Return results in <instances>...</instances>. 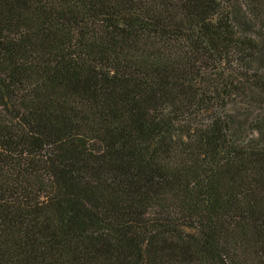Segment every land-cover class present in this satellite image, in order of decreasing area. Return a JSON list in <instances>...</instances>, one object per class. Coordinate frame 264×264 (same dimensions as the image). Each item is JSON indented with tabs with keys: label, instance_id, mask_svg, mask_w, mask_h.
<instances>
[{
	"label": "trees",
	"instance_id": "trees-1",
	"mask_svg": "<svg viewBox=\"0 0 264 264\" xmlns=\"http://www.w3.org/2000/svg\"><path fill=\"white\" fill-rule=\"evenodd\" d=\"M0 264H264V0H0Z\"/></svg>",
	"mask_w": 264,
	"mask_h": 264
}]
</instances>
